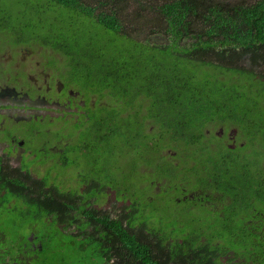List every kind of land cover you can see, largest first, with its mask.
<instances>
[{
  "label": "trees",
  "instance_id": "1",
  "mask_svg": "<svg viewBox=\"0 0 264 264\" xmlns=\"http://www.w3.org/2000/svg\"><path fill=\"white\" fill-rule=\"evenodd\" d=\"M147 7L128 18L113 2L0 0V45L40 47L66 84L101 101L90 108L91 121L81 124L86 129L69 134L77 143L86 142L71 149L73 155L83 151L73 164L83 173L81 189L50 185L52 192L45 194L43 186L50 181L44 178L33 204H60L70 211L80 190L87 199V191L97 194L102 186L134 196L115 215L95 211L96 225L109 223L110 231L99 246L58 233L36 264H219V256L227 255V247L215 243L226 235L217 225L218 212L200 199V189L216 187V170L224 168L221 159L206 157L198 143L206 120L216 118L235 121L244 131L250 128L245 135L249 140H264L259 127L264 124V84L219 74L222 63L232 62L224 59L227 53L264 49V0H170L160 6L164 18ZM146 15L149 19L141 22ZM142 26L174 29L175 35L161 36L159 42L153 35L136 37ZM188 29L195 35L186 34ZM190 158L196 177L193 196L184 193ZM93 174L102 177L89 183ZM82 210L86 226L88 209ZM246 211L239 204L227 220L251 218ZM197 215L205 219L197 221ZM216 225L221 226L215 235L199 239ZM250 245L248 256L253 258L257 239Z\"/></svg>",
  "mask_w": 264,
  "mask_h": 264
},
{
  "label": "flooded vegetation",
  "instance_id": "2",
  "mask_svg": "<svg viewBox=\"0 0 264 264\" xmlns=\"http://www.w3.org/2000/svg\"><path fill=\"white\" fill-rule=\"evenodd\" d=\"M167 1L170 0H90L94 4L103 2L110 5L113 2L122 11L133 6V11L136 10L138 14L146 12L147 5H150L154 7L155 16L160 15V6ZM161 17L167 16L158 18ZM185 33L195 35L196 31L188 29ZM150 34L159 42L161 36L175 35V30L164 32L155 29ZM186 41L189 39L186 38ZM24 49L37 48L0 45V53L8 51L10 55L0 67L8 65L10 61L13 63L14 56ZM237 51V55L227 53L224 59L232 62L220 65V76H242L253 83L257 81L264 84V49L251 46V49ZM34 67L46 72V82L37 83L31 79V74L37 70L35 68H29L27 72L25 68H15L11 64L8 67L11 72L0 70V264H36L39 254L47 250V242H52L58 233L79 242L88 240L99 246L101 236L110 231L109 223L104 227L96 225L95 211H98L99 216L108 213L115 215L123 206L134 201V196L124 197L118 195L111 186H102L97 194L87 191V199L82 194L83 190H80L73 198L75 205L70 211L60 204L51 208L33 204L32 196L36 195L35 191L39 190L41 183L47 181L44 178L50 181L43 186L45 194L52 192L48 190L52 186H56L57 190H69L70 186L72 189H81L83 173L73 164L80 161L83 151H76L73 155L71 149L74 144L86 142L77 143L69 134L76 129H86L81 124L91 121L93 115L90 117V108L101 102L94 94L66 84L60 72L55 71L47 59L43 58ZM262 90L264 92V87ZM216 112L222 113L219 109ZM259 127L264 130V124H259ZM249 131L250 128L244 131L235 121L207 119L203 125L201 142L198 143L202 144L206 157L221 159L224 168L216 170L219 172L216 187L200 189L203 192L200 199L218 212L217 225L221 223L226 233L224 237L214 240L217 245L227 247V255L219 256V264H233L253 258L256 259L254 264H264V140H249L245 136ZM67 163L72 165L67 167ZM204 164L200 160V168H204ZM186 167L188 172L184 193L193 196L197 191L193 188V178L195 182L196 177L192 172V158ZM70 172H73L72 177L68 176ZM28 174L34 179H30ZM101 177L102 174H93L89 183ZM60 179L64 180V184L59 183ZM239 204L247 209L243 214L252 217L240 223L236 222L235 217L227 220L229 213L234 216ZM84 206L88 209L86 226L87 218L82 210ZM202 217L197 215L196 220ZM221 225L203 232L199 239L203 241L215 235ZM253 239H257L258 251L253 258H249L251 241H255ZM200 255L204 258L207 256L205 253Z\"/></svg>",
  "mask_w": 264,
  "mask_h": 264
},
{
  "label": "rangeland",
  "instance_id": "3",
  "mask_svg": "<svg viewBox=\"0 0 264 264\" xmlns=\"http://www.w3.org/2000/svg\"><path fill=\"white\" fill-rule=\"evenodd\" d=\"M133 11V6H129L128 10H125V16L128 18L132 17V13H135ZM147 19H149V16L146 15L144 18L139 19L141 22H145ZM126 26H128L129 28H131V26L129 24H125ZM142 30H140L139 32H136V37L139 38H152V34H150L149 29H145L143 26L141 27ZM134 35V33H133ZM33 47V46H32ZM37 49H24L21 50L19 53H17L16 56H14V62L12 63V61L9 62L8 65L6 66H1L0 70L1 71H5L6 70H10L8 69V67H11V64L13 67L17 68H25L27 72H29V68H35L34 65L38 62H41V60L43 59V54L40 53V47H35ZM4 55V56H1ZM1 59H0V64H4V61L10 56L8 51H2V53H0ZM23 64V65H22ZM41 64V63H40ZM12 70H10L11 72ZM9 72V71H8ZM46 72H44L43 70H36L35 72H33L31 74V79L37 83H43L46 82V77H45ZM69 177L73 176V172L68 173ZM59 183H63L64 184V180L60 179Z\"/></svg>",
  "mask_w": 264,
  "mask_h": 264
}]
</instances>
